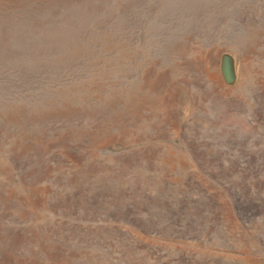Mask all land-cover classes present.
<instances>
[{"label": "rangeland", "instance_id": "1", "mask_svg": "<svg viewBox=\"0 0 264 264\" xmlns=\"http://www.w3.org/2000/svg\"><path fill=\"white\" fill-rule=\"evenodd\" d=\"M106 1L0 0V264H264V0Z\"/></svg>", "mask_w": 264, "mask_h": 264}, {"label": "water", "instance_id": "2", "mask_svg": "<svg viewBox=\"0 0 264 264\" xmlns=\"http://www.w3.org/2000/svg\"><path fill=\"white\" fill-rule=\"evenodd\" d=\"M233 67L234 66H233L232 57L229 56V54L223 55L221 68H222V72L225 78L224 80L227 83H233L236 78Z\"/></svg>", "mask_w": 264, "mask_h": 264}, {"label": "bare ground", "instance_id": "3", "mask_svg": "<svg viewBox=\"0 0 264 264\" xmlns=\"http://www.w3.org/2000/svg\"><path fill=\"white\" fill-rule=\"evenodd\" d=\"M15 1L17 2L18 5H20V4H22V3L25 4L26 1H28V0H15ZM37 1H38V0H37ZM51 1H52V0H51ZM102 1H103V0H102ZM105 1H106V0H105ZM135 1H136L135 3L137 4L138 0H135ZM34 2H35V1H34ZM106 2H107V1H106ZM133 2H134V1H133ZM130 3H131V2H130ZM142 3H143V2H142ZM24 4H23V5H24ZM106 4H107V3H106ZM128 4H129V3H128ZM131 4H132V3H131ZM126 5H127V4H126ZM129 5H130V4H129ZM129 5H128V6H129ZM23 7H24V6H23ZM261 182H262V181H261ZM260 186H261V184H260ZM262 187H263V186H262ZM261 189H262V188H261ZM222 203H224V202H222ZM221 208H223V211H224L225 213H227V207H225V206L222 207V204H221ZM219 210H220V209H219ZM226 216H227L228 221H230V218H231V220H232V217H231V214H230V213H228ZM236 222H237V221H236ZM237 224H238V223H237ZM234 226H235V225H234ZM235 227H237V226H235Z\"/></svg>", "mask_w": 264, "mask_h": 264}]
</instances>
